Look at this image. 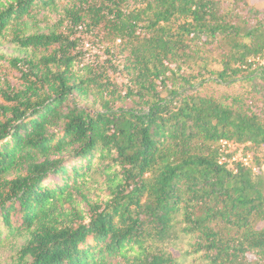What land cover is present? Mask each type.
I'll list each match as a JSON object with an SVG mask.
<instances>
[{"label":"trees","instance_id":"1","mask_svg":"<svg viewBox=\"0 0 264 264\" xmlns=\"http://www.w3.org/2000/svg\"><path fill=\"white\" fill-rule=\"evenodd\" d=\"M0 43V264H264L220 146L264 145V6L0 0Z\"/></svg>","mask_w":264,"mask_h":264},{"label":"rangeland","instance_id":"2","mask_svg":"<svg viewBox=\"0 0 264 264\" xmlns=\"http://www.w3.org/2000/svg\"><path fill=\"white\" fill-rule=\"evenodd\" d=\"M253 3L257 6H264V0H253ZM0 52L5 55V57H9L10 55L17 54L18 51L14 49L10 44L8 43H0ZM4 61V60H3ZM13 74L10 73V76ZM207 91L212 92L216 95L219 96H225L227 94H230L235 91L234 88L232 87H227L224 85H219L213 82H210L207 85ZM248 103L251 105V108L257 112L258 114H262V108H263V103L262 102H255V100L249 99ZM229 151V154L233 155L237 159H240L243 156H247L248 154L251 155L252 159V164L256 167V171H258V166L256 164L257 159L261 158L264 156V145L260 147H253L252 144H239V143H234L227 148ZM236 162V161H234ZM233 166L234 164L231 163ZM263 171H264V166H263ZM0 256L1 259H4L7 256V253L4 251H0ZM188 264H196L192 261H188Z\"/></svg>","mask_w":264,"mask_h":264},{"label":"built area","instance_id":"3","mask_svg":"<svg viewBox=\"0 0 264 264\" xmlns=\"http://www.w3.org/2000/svg\"><path fill=\"white\" fill-rule=\"evenodd\" d=\"M261 64L264 63V60H261ZM235 143V142H234ZM233 144V141H229L226 139H223L220 141L221 150L223 152V155L221 157V162H225L229 165L231 168H235L237 163H240L243 166L251 167L254 171H256V167L252 164L251 155L243 156L240 159H237L233 155L229 154V150L227 149ZM236 161V162H234ZM231 163L234 165L232 166Z\"/></svg>","mask_w":264,"mask_h":264}]
</instances>
